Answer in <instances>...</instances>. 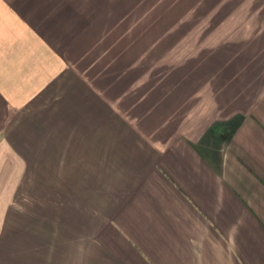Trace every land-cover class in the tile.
<instances>
[{
    "label": "crops",
    "instance_id": "0c3cea01",
    "mask_svg": "<svg viewBox=\"0 0 264 264\" xmlns=\"http://www.w3.org/2000/svg\"><path fill=\"white\" fill-rule=\"evenodd\" d=\"M100 1L0 0V264H264V72L230 135L115 167L78 87ZM95 163L120 176L111 209Z\"/></svg>",
    "mask_w": 264,
    "mask_h": 264
},
{
    "label": "rangeland",
    "instance_id": "374dc122",
    "mask_svg": "<svg viewBox=\"0 0 264 264\" xmlns=\"http://www.w3.org/2000/svg\"><path fill=\"white\" fill-rule=\"evenodd\" d=\"M93 11L78 87L94 93L97 127L102 114L112 118L110 128L96 130L111 138V164L124 155L151 165L172 140L230 135L235 107L251 105L263 76L264 0H101ZM74 166L58 164L56 172ZM99 166L96 207L111 209L120 176L103 177Z\"/></svg>",
    "mask_w": 264,
    "mask_h": 264
}]
</instances>
